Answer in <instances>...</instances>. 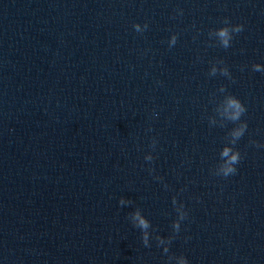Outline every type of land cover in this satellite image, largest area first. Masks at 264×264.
<instances>
[{
  "label": "clouds",
  "instance_id": "clouds-1",
  "mask_svg": "<svg viewBox=\"0 0 264 264\" xmlns=\"http://www.w3.org/2000/svg\"><path fill=\"white\" fill-rule=\"evenodd\" d=\"M135 31L142 32L147 29L148 25L144 24L143 27H141L140 24H134L133 25ZM243 30V25H236L235 28L229 30L227 27H220L215 30L214 35L219 40L220 45L227 49L230 47L231 41H232V33H239ZM177 42V36L172 35L169 40V46H174ZM253 69L255 71H262L260 64H254ZM217 69L213 67L210 70L209 75H216ZM224 76H230V73L227 68H224L221 72ZM225 89L221 88V91H224ZM246 112L245 106L242 104V102L235 97L234 95L227 96L224 101V118L227 121L230 122H237L240 120L241 116ZM247 129V123H242L238 129L232 132V143L235 144L236 141H238L245 133ZM151 129H149L150 131ZM156 145L155 139L152 141L151 147L154 149ZM221 158H226L225 163L220 167L219 175H222L224 177H228L231 174H235L237 169L235 165H237L241 159L239 151H233L232 148L224 147L222 151L220 152ZM144 159L146 161H152L154 157L151 154L145 155ZM120 204H123L124 201L121 199L119 202ZM172 203L174 206H176V212H177V220L173 222L172 228L174 232L180 231V222L187 217V212L184 210V205L180 204L179 208H177V200L175 197H173ZM182 209V210H181ZM132 221L134 222V227L139 228L144 235L142 236V242L147 247L148 245V237H147V230L151 227L150 222L141 214L139 210L135 211L131 216ZM168 252V249H165V253ZM178 260V264H188V260L184 256H178L176 257Z\"/></svg>",
  "mask_w": 264,
  "mask_h": 264
}]
</instances>
